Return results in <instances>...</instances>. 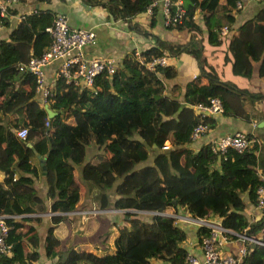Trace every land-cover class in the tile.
Instances as JSON below:
<instances>
[{"label": "trees", "instance_id": "1", "mask_svg": "<svg viewBox=\"0 0 264 264\" xmlns=\"http://www.w3.org/2000/svg\"><path fill=\"white\" fill-rule=\"evenodd\" d=\"M81 1L101 6L108 3L110 10L118 11L114 14L127 17L145 11L149 2ZM235 5L236 0H181L184 12L174 27L198 31L199 25L194 20L197 11L203 20L207 43L218 44L220 28L223 25L228 28L233 15L226 13L221 20L216 13L229 11ZM13 13H17L15 8H7L4 16H0L2 25L9 24V15ZM53 15L48 8L20 13L7 38H0V99L11 88V78L24 85L6 105L0 100V110L18 111L20 118L13 123L14 127L27 128L24 138L9 127L4 129L5 143L0 144V169L4 173L3 183H0V214L8 226L4 243L9 245L8 252H0V264H33L35 261L36 264H153L151 258L183 264L187 253L182 245L185 231L173 217L161 213L166 206L177 204L193 218L216 214L223 226L236 232L245 228L246 235L264 241V236H257L264 230V214L248 221L240 196L246 191L248 201L254 203L255 188L260 183L254 170L257 162L254 150L227 148L217 154L211 151L209 142L196 150L191 147L195 141L191 138L193 126L198 121L203 122V132L215 121L209 115L200 116L195 104L208 103L209 98L216 96L223 115L234 112L232 114L244 116L241 105L230 112L227 103L232 102L230 96L246 91L201 69L185 83L183 99L179 100L170 93L164 94L161 80L172 77L174 67L154 63L149 68L145 64L165 52L177 54L190 50L201 68H210L202 55L200 40H196L197 47L187 50L184 43H172L153 35V44L138 52L142 63L136 52L130 50L111 74L100 72L94 76V93L62 80L53 81L46 104L55 114L48 117L49 124L44 125L46 116L38 111L35 100L34 76L20 64L30 56L39 55L49 44L51 36L45 27L51 23ZM153 24L152 11L148 25ZM240 27L247 28V35H233L227 44L232 54V72L248 77L255 71L264 77V3ZM253 62L257 63L256 68ZM202 78H206L205 83L201 82ZM262 95L249 93V98ZM69 116L73 123L65 120ZM29 131L35 134L28 139ZM43 143L46 144L45 157L51 164L42 170L31 157ZM165 143L168 146L162 148ZM107 151L110 155L104 158ZM76 168L80 179L90 188L96 187L100 207H106V197L110 195L112 207L124 210L127 216L125 224L118 228L110 251L97 254L77 249L74 242L65 244L55 235L56 225L68 219L67 213L77 207L80 184L75 177ZM39 174L45 178L46 196L51 200L50 224L44 233L42 254L36 249L38 236L34 225L23 223L33 220L37 224L40 214L46 210L33 187V179ZM176 187H193V191L179 198L173 190ZM143 210L152 212L149 220L136 217L137 211ZM207 232L204 225L196 227L197 243ZM231 238L236 239V236L231 235ZM239 264H264V246L246 243Z\"/></svg>", "mask_w": 264, "mask_h": 264}, {"label": "crops", "instance_id": "2", "mask_svg": "<svg viewBox=\"0 0 264 264\" xmlns=\"http://www.w3.org/2000/svg\"><path fill=\"white\" fill-rule=\"evenodd\" d=\"M106 1V0H105ZM104 1V2H105ZM241 5L240 7L228 9L229 11H219L216 16L224 20L226 13L233 15V21L226 27L224 33L219 34L220 43L211 45L206 41V32L203 25V20L199 13L194 16L195 22L199 25L198 31H190L186 28H176L174 25H164L162 11L159 4L153 8L154 24L150 27L148 25L150 15L146 11L139 12L132 16H121L117 13V10H110L108 3L106 5L92 4L88 5L81 0H19L14 4L13 9L17 13L9 15V24L2 25L0 27V38H7L8 33L14 29L15 23L18 18V14L29 12L34 7L38 8H48L53 13L62 12L67 18V23L71 27L83 26L91 28L95 34V40L92 44H87L82 46L81 53L83 57H113L115 59L116 66L119 65L121 58L130 50L139 52L153 44V35L160 37L161 39L170 41L172 43L185 44L187 50L190 47H197V41L200 40L202 45V55L205 58L206 63L210 68L202 67L197 64V59L194 54L189 51H181L177 54H170L167 57V63L174 67L175 74L170 78H162V83L164 86V94H169L173 98L183 99V91L185 83L194 77L199 71H206L208 74H216L218 78L222 81H228L232 83L235 87L246 91L245 94H239V96H230L232 102L227 103L229 109L235 111L234 108L241 105L243 109V115H234L232 113L228 115H223L221 112L209 113L207 115L215 119L214 125L209 127L206 131H203L191 143V147L196 150L201 144L210 142V140L221 136L224 133H230L235 130H242L247 134L253 136L257 143L253 149L256 156L257 162L255 165V173L259 168L264 167V77L258 76L255 71L250 76H243L235 74L232 72V54L227 49V44L229 39L233 35H238L240 37H245L248 33L246 27H240L246 20H248L257 10L262 7L264 0H236ZM93 2H96L95 0ZM98 2V1H97ZM119 7V6H117ZM194 36V39L191 38ZM196 45V46H195ZM226 56V58H225ZM60 59H54L50 61L43 67L44 80L51 85L55 81L54 73L59 65ZM253 66L256 68L257 63L253 62ZM3 77H7V74H1ZM11 88L8 89L0 99L3 104H7L15 92L21 91L24 85L20 83L18 79H10ZM201 82L205 83L206 78H202ZM260 92L262 97L250 99L249 93ZM38 92L36 93L35 100L38 104V111L43 112L44 116H47L45 111V106L55 111L38 98ZM19 112L14 111V109H7L4 112L0 110V144L4 145L5 135L3 134L4 129L8 127L16 132L20 129L14 127L13 123L19 121ZM53 116V115H52ZM51 117V116H47ZM66 121L73 123V119L69 116L65 119ZM27 129V128H26ZM35 133L29 131V137H32ZM46 144L43 143L34 153V157H31V161L36 163V166L42 168L49 166L48 160L45 157ZM110 152L104 153V158L108 157ZM28 158V155L25 154ZM95 160V157H91ZM77 169V168H76ZM78 170L76 171L75 177L78 179L80 184V196L77 202L76 209L68 212V219L60 221L56 229L64 231V224L71 221L73 218L76 222L78 214L81 211H85L88 216L86 225H93L90 233L82 229L76 228L74 222L66 229L65 235L56 234L65 244L73 243L75 247L79 249H84L81 247H86L87 251H92L94 253L100 254L113 249V240L118 233V228L125 224L127 216L123 214L122 209L113 208L111 202L113 200L112 196H107L105 205L106 207H100V202L97 201L96 197V187H89L82 179L78 176ZM4 173L0 169V183H3ZM33 187L36 191V195L41 199L44 206H46L45 212L41 213V218L37 224L35 222L24 220L23 223H32L34 229L37 232V245L36 249L39 254L43 253L42 241L44 237L45 230L50 224V212L48 211V206L50 204V198L46 196V181L43 174L33 179ZM179 198L185 197L187 194L193 191V187L186 188H174L173 189ZM245 206L243 208V213L248 221L256 220L260 212L254 207V203L249 202L247 199L246 191L240 194ZM107 203V205H106ZM95 209L96 211H88L89 208ZM95 207V208H94ZM118 212V214L116 212ZM103 212V213H101ZM138 213L151 214L150 211H137ZM101 213V214H100ZM164 215L171 216L174 218L175 223L185 231V240L182 243L187 252L193 255L200 256L201 249L197 243V237L195 235V229L198 226L197 221L189 215L185 208L180 204L169 205L164 208L161 212ZM216 215V214H211ZM85 216V215H84ZM218 216V215H216ZM139 217V214L136 216ZM209 217V216H208ZM123 219V220H122ZM26 226V224H24ZM74 227L76 229H74ZM229 228V227H228ZM74 229V230H73ZM257 236L263 237L262 230L257 233ZM80 245V246H79ZM240 245V241L235 238H229L226 243L222 244L219 250L223 253L234 254L236 248ZM150 262L153 264H169L168 262L161 259L151 258Z\"/></svg>", "mask_w": 264, "mask_h": 264}, {"label": "built area", "instance_id": "3", "mask_svg": "<svg viewBox=\"0 0 264 264\" xmlns=\"http://www.w3.org/2000/svg\"><path fill=\"white\" fill-rule=\"evenodd\" d=\"M19 0H0V16H4L7 8H12ZM38 1V0H35ZM261 1V0H256ZM159 4L163 16L164 25H175L179 22L184 10L181 7V0H149L145 11L151 15L154 6ZM240 3L236 2V7H240ZM35 8V7H34ZM33 8V9H34ZM37 8V7H36ZM32 9V10H33ZM19 17V16H18ZM2 21L0 20V27ZM45 30L51 36V41L46 45L39 55L30 56L26 62L20 64V67L26 72L34 76L36 83L35 90L38 92V98L42 102H47L49 95V84L44 80L43 67L54 59H60L59 65L54 73L55 80H62L77 88H89L92 93L96 88L93 85V78L100 72L111 74L116 67L113 57H83L81 50L83 45L92 44L95 40L94 31L91 28L77 26L71 27L67 23L64 13L56 12L53 15L51 23L45 27ZM225 26L219 30V34L224 33ZM138 57V52H136ZM170 54L164 53L150 61L145 62L149 68L154 63L165 65L167 57ZM142 63L141 58H137ZM195 111L200 116L209 113L221 112L222 107L218 97L213 96L208 99V103L198 102L195 104ZM48 117L44 119V125H48ZM204 128V123L198 121L192 129L191 138L196 139ZM27 134L26 128H20L17 135L24 138ZM257 140L242 130H235L230 133H224L221 136L210 140V149L212 152L220 154L227 148H234L237 151L253 150ZM165 143L162 148L167 147ZM256 174L260 183L255 188L254 207L264 214V167L256 170ZM18 217V215H11ZM198 225H204L208 228L207 234L203 235L198 245L201 249V255L196 256L190 252L186 253L185 262L183 264H239V261L245 253L246 243H257L264 246V241L246 235L245 228L240 232L233 231L221 224L219 216L210 215L207 218L195 219ZM3 215L0 214V252H8L9 245L4 243V236L7 232ZM235 235L240 241V245L236 248L234 254L223 253L219 250L220 246L227 242L228 237Z\"/></svg>", "mask_w": 264, "mask_h": 264}, {"label": "rangeland", "instance_id": "4", "mask_svg": "<svg viewBox=\"0 0 264 264\" xmlns=\"http://www.w3.org/2000/svg\"><path fill=\"white\" fill-rule=\"evenodd\" d=\"M48 164H51L50 162H48ZM95 208V207H94ZM96 210H97V208H95ZM95 209H92L91 207L89 208V209H86V210H88V211H96ZM98 211V210H97ZM116 212V211H115ZM101 213H103V212H101ZM100 213V214H101ZM117 214H118V212H116ZM139 214V218L142 220H149V214H147V213H138ZM41 215V214H40ZM85 215V216H84ZM90 214H87L85 211L83 212V211H81L80 212V214H78V216L79 217H77V220H76V222H74L73 220L75 219L74 217V219L73 218H71V221H68L66 224H64L65 226H64V228H62V229H64V231H61V230H59V229H56L55 230V233L56 234H61V235H65V233H66V229H68V226L67 225H71L73 222H74V224L76 225V228H78V229H82V230H84V231H86V233H90L91 232V228L94 226V224L93 225H86V221L89 219L88 218V216H89ZM126 216V215H125ZM41 217V216H40ZM89 217H91V216H89ZM123 220V219H122ZM69 225V226H70ZM75 227H74V229H76ZM73 229V230H74ZM262 235H264V230L262 231ZM80 246V245H79ZM81 248H84V250H87L86 249V247H81ZM77 249H79V247H77ZM33 264H36V261L33 263ZM54 264V263H53Z\"/></svg>", "mask_w": 264, "mask_h": 264}, {"label": "water", "instance_id": "5", "mask_svg": "<svg viewBox=\"0 0 264 264\" xmlns=\"http://www.w3.org/2000/svg\"><path fill=\"white\" fill-rule=\"evenodd\" d=\"M0 69H1V68H0ZM45 111H46V113H47V116H52V115H54V112L51 111V109L48 108L47 106H45ZM217 161H219V156H217ZM172 203H175V200H173Z\"/></svg>", "mask_w": 264, "mask_h": 264}, {"label": "clouds", "instance_id": "6", "mask_svg": "<svg viewBox=\"0 0 264 264\" xmlns=\"http://www.w3.org/2000/svg\"><path fill=\"white\" fill-rule=\"evenodd\" d=\"M257 175V174H256Z\"/></svg>", "mask_w": 264, "mask_h": 264}]
</instances>
